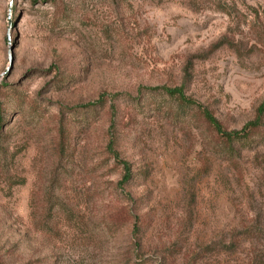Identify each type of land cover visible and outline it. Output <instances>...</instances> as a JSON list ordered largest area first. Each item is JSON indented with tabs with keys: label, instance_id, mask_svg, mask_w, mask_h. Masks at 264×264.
Wrapping results in <instances>:
<instances>
[{
	"label": "rangeland",
	"instance_id": "obj_1",
	"mask_svg": "<svg viewBox=\"0 0 264 264\" xmlns=\"http://www.w3.org/2000/svg\"><path fill=\"white\" fill-rule=\"evenodd\" d=\"M263 100L264 0H0V264H264Z\"/></svg>",
	"mask_w": 264,
	"mask_h": 264
},
{
	"label": "trees",
	"instance_id": "obj_2",
	"mask_svg": "<svg viewBox=\"0 0 264 264\" xmlns=\"http://www.w3.org/2000/svg\"><path fill=\"white\" fill-rule=\"evenodd\" d=\"M187 77V75L185 76ZM165 91V90H164ZM165 93L169 95H177L182 102H186V98H183V95L179 89L166 90ZM176 93V94H175ZM189 101V100H188ZM198 105V104H197ZM199 107V106H197ZM201 115L205 122L212 127L213 131L218 135L228 140H241L247 137L249 132L252 129L258 128L260 126V117L264 113V100L258 105L255 111V115L252 120L245 123L239 130L226 131L221 128L218 121L212 117V115L204 108H199ZM124 174L122 176L123 180H126L129 177L127 164H123Z\"/></svg>",
	"mask_w": 264,
	"mask_h": 264
},
{
	"label": "water",
	"instance_id": "obj_3",
	"mask_svg": "<svg viewBox=\"0 0 264 264\" xmlns=\"http://www.w3.org/2000/svg\"><path fill=\"white\" fill-rule=\"evenodd\" d=\"M11 61H12V57H11L10 53H8V63H9V65L11 64Z\"/></svg>",
	"mask_w": 264,
	"mask_h": 264
}]
</instances>
